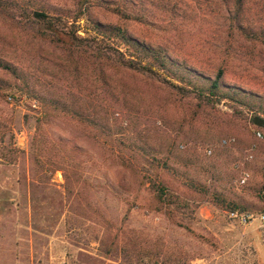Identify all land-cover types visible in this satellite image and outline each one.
Wrapping results in <instances>:
<instances>
[{"label":"rangeland","instance_id":"rangeland-1","mask_svg":"<svg viewBox=\"0 0 264 264\" xmlns=\"http://www.w3.org/2000/svg\"><path fill=\"white\" fill-rule=\"evenodd\" d=\"M29 1L60 16L66 29L82 38L94 34L85 33L86 19L123 25L207 78L221 71L226 85L264 103V0H244L241 22L244 32L260 39L244 38L230 24L232 0H88L91 9L78 22L83 9L78 0ZM116 8L137 19H120ZM0 59L22 70L34 94L80 116L46 118L43 108L9 99L19 92L5 87L20 83L0 71V215L17 210L43 234L40 263L33 264H264V135L261 140L254 135L264 130L253 124L264 115L229 101L204 105L192 93L120 69L103 66L98 74L85 61L72 64L61 49L2 20ZM88 118L166 162L174 172L169 189L188 208L157 212L151 190L135 185L118 163L129 155L114 144L103 146L104 136H95L82 121ZM38 128L49 144L60 140L79 149L77 170L86 183L71 184V194L61 171L36 170ZM147 168L141 165L139 171L147 174ZM241 170L249 174L243 185ZM184 180L245 211L231 216L217 209L189 191ZM9 195L12 206L6 210ZM11 245L13 255L6 257L13 261L3 264H28V250Z\"/></svg>","mask_w":264,"mask_h":264},{"label":"trees","instance_id":"trees-1","mask_svg":"<svg viewBox=\"0 0 264 264\" xmlns=\"http://www.w3.org/2000/svg\"><path fill=\"white\" fill-rule=\"evenodd\" d=\"M86 2L88 0H78L77 4L82 5L83 9L79 11L76 22L89 13L91 6ZM95 3L98 2L95 1ZM114 11L120 19L126 21L137 19L122 8H116ZM243 11L244 0H232L230 24L240 31L244 38L253 39L255 37L260 39V36L256 34L251 36L244 32L245 28L242 27L241 23ZM0 20L16 27L18 31L38 42L49 43L61 49L68 62L72 64L79 60L85 61L98 74H101L103 66L112 70L120 69L141 75L153 82H162L168 87L183 93H192L204 105L229 101L246 108L249 112L256 115H264V103L256 96L246 93L240 88L226 85L221 71H218L214 77L207 78L177 62L163 48L145 43L135 37L123 25H111L91 18L86 19L89 28L85 33L90 31L94 34L93 36L82 38L76 35L77 31L67 30L65 24H62L60 16H50L44 11H39L29 0H0ZM0 71L20 83L15 84L13 82V85L8 84L5 87L7 91L15 90L19 92L18 97H13L10 94L9 99L23 101L28 107L37 105L43 108V114L46 118L50 113L61 116L69 114L71 117L80 118L79 113L74 108H66L59 105L56 101L34 94L30 90L22 70H19L14 65L0 59ZM0 83H2L1 80ZM82 121L92 127V130L96 133L94 134L95 136H104L103 146L108 143L114 144L120 151L129 155L128 157H119L118 163L124 170L128 171L135 185L139 188L151 190L157 212L163 210L171 211L174 208H188V202L183 200L181 204H178V196L175 197L172 190L169 189L168 179L173 176L174 172L166 162H161L154 156L144 155L142 148L134 142L120 136L113 137L112 133L94 118ZM35 135L33 159L38 172L46 175L47 172L52 174L56 171H61L65 181V190L68 194L72 193L71 184L83 185L86 183V181L82 180L81 174L77 170L80 166L77 156V153H79L78 148L60 140L49 144L48 141L40 137L39 128L36 130ZM141 165L148 166L147 174H141L139 171V166ZM184 181L183 185L189 191L195 190L219 210L238 215L243 214L245 211L239 204L227 201L204 186L191 180ZM88 204H90L89 201Z\"/></svg>","mask_w":264,"mask_h":264},{"label":"crops","instance_id":"crops-1","mask_svg":"<svg viewBox=\"0 0 264 264\" xmlns=\"http://www.w3.org/2000/svg\"><path fill=\"white\" fill-rule=\"evenodd\" d=\"M10 197L9 195V198L4 201L6 210L12 206ZM29 224V220L20 216L17 210L13 211L11 215H0V264L13 261L12 257L11 259L6 257L11 254V244H13V248L19 246L21 249L24 247V250H28L26 252V263L33 264L34 259L37 263H40L38 259H41V257L38 256V252L42 251H40V238L43 234L38 230H34ZM13 251V253H16L17 249H13ZM14 261H16V257H14Z\"/></svg>","mask_w":264,"mask_h":264},{"label":"built area","instance_id":"built-area-1","mask_svg":"<svg viewBox=\"0 0 264 264\" xmlns=\"http://www.w3.org/2000/svg\"><path fill=\"white\" fill-rule=\"evenodd\" d=\"M254 135H255V138L257 139V140H261L262 138H263V132H261V131H259V130H257L255 133H254ZM251 149H250V151L246 154V156H245V159L246 160H249V159H251ZM208 153H210V152H208ZM248 178H249V174L246 172V171H244V170H241L240 171V175H239V178H238V183L240 184V185H243V184H245V182L248 180ZM231 216H234V214H231Z\"/></svg>","mask_w":264,"mask_h":264},{"label":"water","instance_id":"water-1","mask_svg":"<svg viewBox=\"0 0 264 264\" xmlns=\"http://www.w3.org/2000/svg\"><path fill=\"white\" fill-rule=\"evenodd\" d=\"M253 124L258 127L262 128L264 130V119L256 117L253 119Z\"/></svg>","mask_w":264,"mask_h":264}]
</instances>
